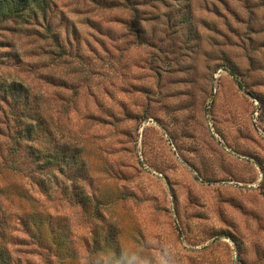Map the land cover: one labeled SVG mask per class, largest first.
<instances>
[{
  "label": "rangeland",
  "instance_id": "obj_1",
  "mask_svg": "<svg viewBox=\"0 0 264 264\" xmlns=\"http://www.w3.org/2000/svg\"><path fill=\"white\" fill-rule=\"evenodd\" d=\"M107 2L0 23V85H26L83 148L99 205L25 151L5 167L0 99V178L32 196L0 198L4 264H264V0Z\"/></svg>",
  "mask_w": 264,
  "mask_h": 264
},
{
  "label": "trees",
  "instance_id": "obj_2",
  "mask_svg": "<svg viewBox=\"0 0 264 264\" xmlns=\"http://www.w3.org/2000/svg\"><path fill=\"white\" fill-rule=\"evenodd\" d=\"M95 1H101V5L108 3L107 0L105 3L102 2L104 0ZM51 7V0H0V23L20 19L29 21L32 18L40 19L41 17L46 20ZM186 21H188L187 18ZM141 37L144 36L141 35ZM0 99L10 109L11 114L6 116L13 120V132L10 135L13 141L9 153L10 162L5 167L19 171L20 157L25 151L34 163V168L42 172H52L55 177L59 173L69 175L68 179L71 181L76 201L85 210L96 215L99 205L93 204L91 196L81 184L91 179L83 148L56 138L49 122L39 109L37 97L32 95L29 88L22 82L3 81L0 85ZM2 110L5 112L4 108ZM8 127H11V122L8 123ZM45 137L47 139H44ZM9 179L11 178H0V198L9 197L10 194L20 198L30 195L23 187L20 178H17L19 181L15 182ZM54 179L58 178H35V183L46 191L51 189ZM30 198H32L31 195ZM50 217L51 214H47L46 218ZM30 223L32 224V221ZM5 237V230L0 228V238L3 239V242H0V264L7 262L8 258Z\"/></svg>",
  "mask_w": 264,
  "mask_h": 264
}]
</instances>
